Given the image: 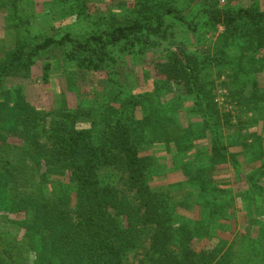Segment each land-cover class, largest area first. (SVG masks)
I'll return each instance as SVG.
<instances>
[{
  "label": "trees",
  "instance_id": "16d2710c",
  "mask_svg": "<svg viewBox=\"0 0 264 264\" xmlns=\"http://www.w3.org/2000/svg\"><path fill=\"white\" fill-rule=\"evenodd\" d=\"M263 1L55 0L90 30L0 63V264H264Z\"/></svg>",
  "mask_w": 264,
  "mask_h": 264
},
{
  "label": "rangeland",
  "instance_id": "374dc122",
  "mask_svg": "<svg viewBox=\"0 0 264 264\" xmlns=\"http://www.w3.org/2000/svg\"><path fill=\"white\" fill-rule=\"evenodd\" d=\"M91 2L94 4L92 8L93 11H100V14H105L108 7V2H106V0H91ZM249 2L250 0H234L236 5H246ZM225 3L226 0H219L220 6L225 5ZM61 8V5L57 4L55 0H21L17 12H14V8L8 4V0H0V63L3 62L7 58L8 53L21 42H24L25 40L26 42H29L28 40L37 37L38 33H42L40 32L42 27L50 25L54 26L55 28L48 32V35L51 36L58 37L67 32L76 37H80L84 34L87 30V25L85 24V26L81 23H77V20L74 19L73 15L66 18V14L63 13L65 11H61ZM198 9H200V4L198 6L193 5L192 9H189V12L193 10V15L194 13H197ZM187 12L185 13L187 14ZM189 17V19L192 18L191 16ZM198 21L199 20H196L195 22ZM27 29H29L30 33H27ZM222 31V28H217V33L210 35L212 42L222 33ZM179 37L180 35L178 38ZM34 40L36 41L37 39ZM60 55L61 54L58 52L54 54L53 58L51 56L48 59L47 56L38 59L37 63L29 73L31 75L30 79L27 77L24 79L13 78L3 80L1 82L2 86L7 89H16L18 87L21 89V93L27 102L34 106L43 104V98L49 99L48 93L51 94V92L60 91L59 88L68 85V82L70 81L64 79V77H67L66 73L63 72L62 67H58L60 63ZM48 63H50V65L52 64V67L46 72L49 76V84L43 86V81L41 79L45 72L43 68ZM133 63L135 62H128L130 67L134 65ZM136 65H140V63H137L136 61ZM42 89L43 91L45 89L46 92L41 93ZM57 98L58 95H55L54 99L56 102L58 101ZM219 101H222L221 97H219ZM159 153H161V151H159ZM160 157H164V155H160L159 158ZM173 182L175 183V181ZM238 230L241 234H250L249 227L245 226L244 223L239 225Z\"/></svg>",
  "mask_w": 264,
  "mask_h": 264
}]
</instances>
